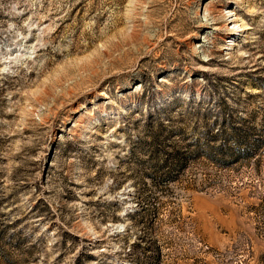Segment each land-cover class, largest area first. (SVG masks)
<instances>
[{"label":"rangeland","instance_id":"374dc122","mask_svg":"<svg viewBox=\"0 0 264 264\" xmlns=\"http://www.w3.org/2000/svg\"><path fill=\"white\" fill-rule=\"evenodd\" d=\"M0 264H264V0H0Z\"/></svg>","mask_w":264,"mask_h":264},{"label":"bare ground","instance_id":"6f19581e","mask_svg":"<svg viewBox=\"0 0 264 264\" xmlns=\"http://www.w3.org/2000/svg\"><path fill=\"white\" fill-rule=\"evenodd\" d=\"M242 26V25H241ZM202 27H208V26H205V25H202ZM240 27V26H239ZM216 30V29H215ZM243 30V29H242Z\"/></svg>","mask_w":264,"mask_h":264}]
</instances>
